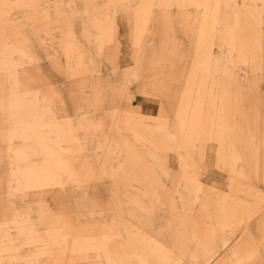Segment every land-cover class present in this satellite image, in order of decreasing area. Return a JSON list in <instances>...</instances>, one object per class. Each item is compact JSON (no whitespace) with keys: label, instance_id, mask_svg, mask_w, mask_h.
<instances>
[{"label":"bare ground","instance_id":"6f19581e","mask_svg":"<svg viewBox=\"0 0 264 264\" xmlns=\"http://www.w3.org/2000/svg\"><path fill=\"white\" fill-rule=\"evenodd\" d=\"M263 84L264 0H0V264H264Z\"/></svg>","mask_w":264,"mask_h":264},{"label":"crops","instance_id":"0c3cea01","mask_svg":"<svg viewBox=\"0 0 264 264\" xmlns=\"http://www.w3.org/2000/svg\"><path fill=\"white\" fill-rule=\"evenodd\" d=\"M76 1L81 2L82 0H76ZM80 26L81 25L77 24V26H76L77 30ZM118 26H119V30L121 32H124L127 30V26L123 22L121 17H119V19H118ZM121 39H122V49L127 48L126 39L125 38H121ZM158 99L159 98L149 96V95L137 94L135 101L141 107V111H143L145 113H155V112H157V110H158L157 107L159 106V100Z\"/></svg>","mask_w":264,"mask_h":264},{"label":"rangeland","instance_id":"374dc122","mask_svg":"<svg viewBox=\"0 0 264 264\" xmlns=\"http://www.w3.org/2000/svg\"><path fill=\"white\" fill-rule=\"evenodd\" d=\"M54 78L56 79V80H58V82H61V81H65V77H64V75L63 74H61V73H56L55 75H54ZM263 87H264V84H263ZM219 188L220 189H224V190H228L229 189V186L228 185H220L219 186Z\"/></svg>","mask_w":264,"mask_h":264}]
</instances>
